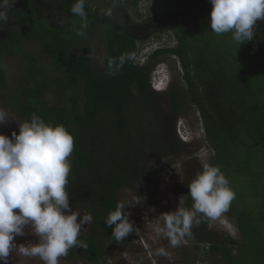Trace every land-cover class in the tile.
<instances>
[{
    "label": "trees",
    "instance_id": "16d2710c",
    "mask_svg": "<svg viewBox=\"0 0 264 264\" xmlns=\"http://www.w3.org/2000/svg\"><path fill=\"white\" fill-rule=\"evenodd\" d=\"M43 1L11 0L10 9H0L7 15L0 28L12 32L0 40V89L11 88L1 65L3 55H21L27 69L8 104L23 121L36 114L47 123L65 126L74 137L68 158L71 208H84L93 219L92 227L78 236L86 247H72L68 255L102 263L104 245L114 238V226L105 221L119 204V191L152 185V158H182L192 150L176 131L188 101L199 113L202 142L216 154L211 163L220 167L231 188L235 175L249 180L243 182L247 206L231 203L237 212L239 239L230 235L216 239L203 214H197L199 223L193 224L187 238L205 240V252L220 255L224 264H264V20L255 25V39L240 45L231 33L219 38L210 21L209 26L199 27L193 19L210 18V0H166L164 10L148 16L140 12L141 0H84V17L72 13L70 0ZM52 12L62 22H51L47 15ZM10 17L15 18L12 24ZM126 18L134 25H125ZM151 22L162 25L149 35L142 26ZM99 28L106 55L101 68L92 65L89 46L91 33L97 36L94 31ZM170 31L177 44L154 49L141 64L139 49ZM31 40L49 53L51 61L45 69L50 71L26 49ZM162 56L180 66V80L158 92L150 77ZM162 95L169 100L167 111ZM191 181L181 184L189 206Z\"/></svg>",
    "mask_w": 264,
    "mask_h": 264
},
{
    "label": "clouds",
    "instance_id": "9594fccd",
    "mask_svg": "<svg viewBox=\"0 0 264 264\" xmlns=\"http://www.w3.org/2000/svg\"><path fill=\"white\" fill-rule=\"evenodd\" d=\"M142 1L146 0H141L140 4ZM210 3V23L215 34L231 33L240 45L255 39V25L258 20H264V0H210ZM7 6L8 0H0V9ZM71 11L84 17V0H76ZM0 20H7L2 10ZM163 40L157 42L163 45ZM176 44L177 39L171 46ZM152 51L139 49L138 61L144 65ZM146 54L142 62L141 57ZM171 83L168 66L158 62L151 72V87L165 92ZM11 120L8 111L0 108V124ZM176 131L183 141L190 143L189 129L181 119L177 121ZM73 148L74 137L65 126L47 123L36 114H32L30 120L19 122L18 133L13 130L9 136L0 132V264H9L13 252L22 257H38L43 264H59V259L72 247H86L78 236L93 217L72 210L67 189L71 171L68 158ZM201 166L202 171L188 184L192 209L178 206L162 213L163 226L155 229L157 236L166 237L172 247L180 246L185 237L191 236L193 224L199 223L197 214L207 217L206 228L212 232L208 218L219 217L235 198V192L219 166L203 159ZM125 207V204H118L105 221L108 226H114L112 235L117 242L123 241L135 228ZM26 228L37 238L36 242L29 240L17 244L16 237L26 235ZM157 255L168 253L160 248Z\"/></svg>",
    "mask_w": 264,
    "mask_h": 264
},
{
    "label": "rangeland",
    "instance_id": "374dc122",
    "mask_svg": "<svg viewBox=\"0 0 264 264\" xmlns=\"http://www.w3.org/2000/svg\"><path fill=\"white\" fill-rule=\"evenodd\" d=\"M8 1L11 2V0ZM70 1L74 4L75 0ZM93 1L96 3L98 0ZM164 2L166 0H158V2H151V0L142 1L139 4L140 12L143 16L160 12L165 9ZM117 15H119V18H122L119 13ZM1 24L3 25L2 22ZM3 30L0 28L2 39L5 35L2 32H7ZM94 32H96L97 36L92 32L89 41L91 44L89 46L92 49V65L101 68L104 66L106 59L104 53L105 36L102 34L100 28ZM171 32L173 31H170L169 34H167L168 32H161L159 34L160 39H164V45L171 46L176 43L175 35H171ZM164 33L166 34L165 38ZM218 37L223 38L222 35ZM155 42H157V38H152L148 43L153 44ZM26 49L31 51L37 60L43 63L41 66L44 70L48 68L51 57L38 41H27ZM1 61V65L6 70L10 80L11 88L0 89V108L7 110L9 118L12 120L5 124H0V132L10 136L13 130L18 133L19 122H24L22 117L8 104V101L12 89L17 86L25 75L27 63L22 60L21 55L12 56L8 53L3 55ZM159 62H164L168 66V71L172 76V83H178L180 80L178 78L180 66L178 64L176 65L174 59L168 56H162ZM50 70L47 69L46 71ZM163 96L162 105L167 111L169 100ZM179 119L189 129L191 141L188 144L192 145L191 152L189 151L188 154L182 155V158L177 155L173 157L158 156L152 158L149 172L154 174L153 184L144 189L139 185L127 186L119 191V204L126 205L125 212L129 214V220L133 222L135 227L133 232L126 236L123 241L117 242L112 238L106 242L101 256L102 263H95L92 260L79 256L71 257L67 254L59 259V264H213L210 259L216 262V264H224L220 255L215 256L213 252H205L207 245L205 240L189 241L185 237V242L180 246L172 247L166 237L162 235L157 236L155 232L158 226H163V220L161 219L162 213L173 211L178 206L187 210L192 209V206L185 203L184 197L180 203V198L183 196L181 184L185 179L193 180L197 173L202 171V159L211 163V158H214L216 155L212 149L209 150V147L202 142V124L199 119V113L195 108L191 107L188 101L185 102L184 110L179 116ZM248 180L249 177H243V174H239L235 175L233 182H231L235 195L237 193L239 194L236 195L233 201L241 204V207L247 206L243 201L245 200L243 199L245 189H247L244 187L243 182L248 183ZM73 211L80 215L90 214L86 209L81 207L73 209ZM195 219H197V216ZM208 220L209 228H211L215 238L219 241L227 234L234 238H240L241 234L237 224V212L231 209V204L228 210L223 212L219 217L208 218ZM90 227H92V222L84 225L79 235H83ZM25 231L26 235L16 237V243H27L29 240L36 242L37 238L29 234L27 228ZM160 248L166 249L168 255H157V250ZM230 248L237 252L234 246L230 245ZM9 264H43V261L38 257H22L13 252L9 257Z\"/></svg>",
    "mask_w": 264,
    "mask_h": 264
},
{
    "label": "flooded vegetation",
    "instance_id": "af4514ba",
    "mask_svg": "<svg viewBox=\"0 0 264 264\" xmlns=\"http://www.w3.org/2000/svg\"><path fill=\"white\" fill-rule=\"evenodd\" d=\"M39 1V3H43L44 1L43 0H37ZM12 6V3H9L8 2V6L6 8H11ZM9 8V9H10ZM42 9H45V4H42ZM43 11V12H45ZM47 12V11H46ZM47 16H49V18L52 20L51 22H56V21H60L62 22V17L59 16L57 13L55 12H52V13H49ZM193 19L196 21V23L198 24L199 27H201L202 25L206 24L207 26H209V22L210 21V18L206 15L204 18H200V17H196V16H193ZM9 20H11L12 22L10 24H12L15 20L14 17H10ZM127 26L131 27L133 26V22L128 18H126V24ZM162 23L160 22H157V24H154V22H151L149 23L148 25L146 26H142L143 30L147 33V34H153L156 32V30L158 29L157 27H161ZM3 31H7V29H4ZM8 32V31H7ZM7 32H2V34H5L4 37L8 36L9 34L11 35L12 32L10 33H7ZM2 39L1 35H0V40ZM179 120V119H178Z\"/></svg>",
    "mask_w": 264,
    "mask_h": 264
},
{
    "label": "built area",
    "instance_id": "2783aa9c",
    "mask_svg": "<svg viewBox=\"0 0 264 264\" xmlns=\"http://www.w3.org/2000/svg\"><path fill=\"white\" fill-rule=\"evenodd\" d=\"M155 43H156V44H155ZM155 43H153V44H155V45H153V44L148 45V44H147L146 46L142 47V51L146 52V51H150V50H152V49L154 50V49L159 48V47L162 46V45H161V42H155ZM163 45H164V44H163ZM146 56H147V54L141 57V61H142V62H144V59L146 58Z\"/></svg>",
    "mask_w": 264,
    "mask_h": 264
}]
</instances>
